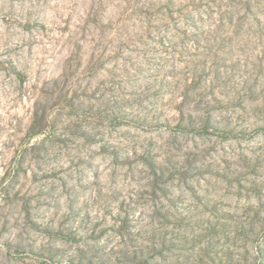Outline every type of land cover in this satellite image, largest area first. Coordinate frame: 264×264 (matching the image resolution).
<instances>
[{
    "label": "rangeland",
    "instance_id": "374dc122",
    "mask_svg": "<svg viewBox=\"0 0 264 264\" xmlns=\"http://www.w3.org/2000/svg\"><path fill=\"white\" fill-rule=\"evenodd\" d=\"M0 264H264V0H0Z\"/></svg>",
    "mask_w": 264,
    "mask_h": 264
}]
</instances>
